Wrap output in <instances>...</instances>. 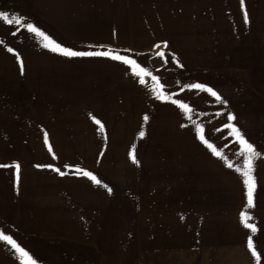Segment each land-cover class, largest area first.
Here are the masks:
<instances>
[{"label":"rangeland","instance_id":"rangeland-1","mask_svg":"<svg viewBox=\"0 0 264 264\" xmlns=\"http://www.w3.org/2000/svg\"><path fill=\"white\" fill-rule=\"evenodd\" d=\"M245 6L248 23L240 0H0V11L25 17L66 47L131 56L193 109L189 120L177 105L157 100L151 78L140 84L130 65L63 56L0 19V165H20L19 182L14 168L0 167V230L38 264H139L141 249L196 251L205 239L229 249L231 264H257L249 235L264 264V155L254 160L250 208L242 176L212 154L195 127L202 124L206 139L242 165L239 145L222 128L230 111L264 153V0ZM9 47L20 54L23 73ZM194 83L208 84L228 103L184 87ZM133 145L139 164L129 156ZM48 164L65 174L37 167ZM242 211L256 233L244 227ZM144 212L152 213L141 221ZM166 213L181 225L166 232L179 239L175 245L138 233ZM0 264H20L2 241Z\"/></svg>","mask_w":264,"mask_h":264},{"label":"snow or ice","instance_id":"snow-or-ice-1","mask_svg":"<svg viewBox=\"0 0 264 264\" xmlns=\"http://www.w3.org/2000/svg\"><path fill=\"white\" fill-rule=\"evenodd\" d=\"M240 6L244 8L243 12V21L244 23L249 22L248 12L245 6V0H240ZM0 19L5 21L8 24H16L22 28H26L28 32L34 33L36 36L41 38L42 44L44 48L50 49L52 52L60 53L66 57H92V56H100L107 57L115 61L123 62L125 65H130L131 70L135 76L139 78V83L142 85L146 84V77H150L152 81L151 85V93L152 95L159 101L168 102L170 101L172 104L177 105L183 112L187 115L189 120L192 119V111L193 109L189 106V104L183 102L180 99H174L173 94H170L164 90L165 86L160 82V77L153 75L148 69L142 67L139 63H137L136 59H133L129 55H121L118 52L108 49L106 51H77L71 47H66L62 43L55 40L51 35L47 32L43 31L40 27L36 26L34 23L26 22L25 17L23 16H12V14L8 11H0ZM4 43V41L0 40V44ZM166 44V42H164ZM155 47L159 48V45ZM8 52H14L16 59L19 61V69L20 72L24 71L23 60L20 57V54L15 51L14 48L9 47ZM159 55L163 57L164 53L159 52ZM175 58V54H173ZM179 64V61H176ZM182 67V65H181ZM187 89H197L202 92H206L211 97H214L217 102L222 105H226L228 101L224 99L216 90L210 87L206 83H194V84H186L184 85ZM221 113L217 112L216 115L219 116ZM97 125H99V130L104 132V125L101 123L99 119H96L95 116L92 117ZM143 120L147 122L149 120L148 115L143 116ZM235 120V116L232 112H227V123L222 125V128L228 131V135L233 138L234 142L239 145V156L243 158L242 165L234 164L231 159H229L226 155L223 154L222 151L218 150L217 147L211 143L208 139H206L205 129L202 124H196V135L198 139L212 152L213 155L222 159L226 166L230 169H234L235 172L239 173L243 178V184L246 188V198H247V207H254V193L257 188L256 177L254 173V160L256 158L264 155L261 151H258L256 146L249 142L243 133L242 129L233 121ZM195 123V122H194ZM183 126V125H182ZM139 136H145V132L143 130L139 131ZM106 138V137H105ZM45 142H48L47 134L44 135ZM49 151H52L51 145H49ZM53 156L55 154L53 153ZM129 156L134 164H139L140 161L137 159L135 155V145L132 146L131 151L129 152ZM0 167H11L16 171V179L19 182V173H20V165L19 163H14L12 165H0ZM37 167H48L52 168L55 172L60 175H64L65 173L61 171L60 168L54 167L52 164L48 165H37ZM64 167H70L69 165H65ZM77 173L89 178L92 182L97 185H101L102 181L97 178V176L92 172L84 168H80L76 166ZM102 186L109 192H112V189L107 184H102ZM240 219L243 223L244 227L251 230L252 233H256L258 231V227L256 224L251 223L250 220L252 217L249 213L242 211L240 213ZM0 241L6 242L7 245H10L12 249L15 250V253L18 256L20 264H38V259L34 258L33 254H31L25 247H22L20 243L17 242L16 239L13 238L12 235L5 234V231L0 230ZM247 248L250 250L251 255L256 259L257 264L261 262V253L257 250L253 237L249 235L247 237Z\"/></svg>","mask_w":264,"mask_h":264},{"label":"crops","instance_id":"crops-1","mask_svg":"<svg viewBox=\"0 0 264 264\" xmlns=\"http://www.w3.org/2000/svg\"><path fill=\"white\" fill-rule=\"evenodd\" d=\"M150 213L152 212H144L140 214L139 215L140 220L142 221L145 218H147V216ZM160 217L156 218L157 220H159V222L153 218V221H156L158 223L156 222H153L152 224L143 223L142 224L143 227L141 229H137V231L139 234H142V235L144 234L145 236H147L148 234H155L156 235L155 243H158L159 241H161L163 242L162 247H165V246L171 247L175 245L179 241V239L176 241H171L170 239H176V238H172L166 235V232L178 231L181 225L179 223H176V220H175L176 216L173 217V215H169L166 213L163 215L162 218ZM208 225H209V222L205 224V226H208ZM207 233L208 232L205 230L204 234L208 235ZM211 233H214V232H211ZM164 242H167V243L164 245ZM210 245L211 243H208L207 240L205 239L202 242V247L198 248V250L196 251L169 250L168 252H166V250H161V249H158L160 251H146L149 249H141L143 251L141 255H144V256L142 259H139L137 263L139 264H231V258H229L231 252L229 249H227L226 247H216V246L210 247ZM152 250H155V249H152ZM124 253L125 252L121 251V254H117L116 257L118 258H114L115 261L118 263H122L124 260V257L122 254Z\"/></svg>","mask_w":264,"mask_h":264}]
</instances>
